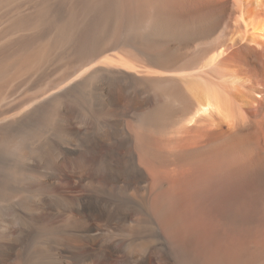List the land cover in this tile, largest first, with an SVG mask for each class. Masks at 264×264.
<instances>
[{"label": "bare ground", "instance_id": "1", "mask_svg": "<svg viewBox=\"0 0 264 264\" xmlns=\"http://www.w3.org/2000/svg\"><path fill=\"white\" fill-rule=\"evenodd\" d=\"M94 182L101 264H264V0H0V264H78Z\"/></svg>", "mask_w": 264, "mask_h": 264}, {"label": "rangeland", "instance_id": "2", "mask_svg": "<svg viewBox=\"0 0 264 264\" xmlns=\"http://www.w3.org/2000/svg\"><path fill=\"white\" fill-rule=\"evenodd\" d=\"M64 164H67L66 162H64ZM47 190V191H46ZM51 190V191H50ZM81 188L77 185H74L71 181L70 178H68V176L66 177H61V178H57L56 180H54L53 184L51 185V187L49 188H45L43 190H41V192L45 193H52L53 194V201L54 204L58 207L61 208V206L64 204L65 199H73V195L77 194L78 191H80ZM110 189H108L107 186L105 185H100L97 182L92 183V185L90 187L87 188V191L89 193H91L92 195L96 196L99 198V207L100 208H104V209H108L107 211L110 213V220L107 223V225L105 226V222H103L102 219H100L99 217L96 216H91L90 221L92 222V224L98 228L100 227L101 229L97 232L95 231V233H93V236L91 238V242L89 241L87 246L85 248L79 249L73 256V261L75 260V263L77 262L78 264H101L100 260H95L94 258H92L94 255H98V251L101 248V243L103 241V234H105V230H103L104 228H112L115 226V224L117 225V213L119 211H124L123 208L126 210H130L129 212V217L130 220L134 219V211L132 210L133 205H128L129 203H122L119 202L118 200L114 199L111 192L109 191ZM131 192V191H130ZM129 192V193H130ZM96 193V194H95ZM56 194V195H55ZM111 197H110V196ZM57 196V197H56ZM110 198H109V197ZM68 197V198H67ZM109 200H108V199ZM57 199V200H56ZM109 201H107V200ZM112 200V201H111ZM107 201V202H106ZM113 203V204H112ZM102 205V206H101ZM125 205V206H124ZM107 206V207H106ZM130 206V207H129ZM115 208V209H114ZM130 208V209H129ZM122 209V210H121ZM114 211V213H112ZM132 213V214H131ZM132 215V216H130ZM50 219L52 221L55 222H60L61 220L64 219V215L63 214H56L50 217ZM100 219V220H99ZM97 220V222H96ZM129 220V221H130ZM103 225V226H102ZM114 225V226H113ZM99 229V228H98ZM103 231V232H102ZM101 232V233H100ZM107 233V232H106ZM96 239V240H95ZM101 242H100V241ZM125 240L122 242L120 241L119 244L121 245V250L124 247V243ZM96 249V250H95ZM94 250V251H93ZM89 252V253H88ZM85 258V259H84ZM90 258V259H89ZM87 261V262H86ZM83 262V263H82ZM116 264V263H115Z\"/></svg>", "mask_w": 264, "mask_h": 264}]
</instances>
